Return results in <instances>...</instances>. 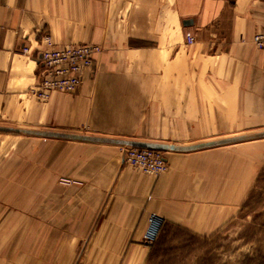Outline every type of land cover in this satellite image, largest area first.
Instances as JSON below:
<instances>
[{
	"label": "crops",
	"instance_id": "0c3cea01",
	"mask_svg": "<svg viewBox=\"0 0 264 264\" xmlns=\"http://www.w3.org/2000/svg\"><path fill=\"white\" fill-rule=\"evenodd\" d=\"M259 31L264 0H0V133L43 139L41 217L34 150L1 159L4 176L24 177L25 189L11 180L0 201V264H196L200 254L202 264H257V251L232 241L227 227L264 166ZM43 34L56 48L103 52L75 91L39 101L31 89ZM124 143L219 144L164 151L166 171L149 176L123 163ZM47 177L71 184L51 190ZM152 216L160 226L149 245Z\"/></svg>",
	"mask_w": 264,
	"mask_h": 264
},
{
	"label": "built area",
	"instance_id": "2783aa9c",
	"mask_svg": "<svg viewBox=\"0 0 264 264\" xmlns=\"http://www.w3.org/2000/svg\"><path fill=\"white\" fill-rule=\"evenodd\" d=\"M35 59L39 67L37 80L31 92L39 101H45L52 93L68 94L75 91L82 83L87 71H95L97 59L103 49L98 45L79 44L63 48L54 47L48 34H43L38 42ZM187 44L193 43V38L186 39ZM252 43L258 50L264 49V31L252 36ZM22 53L29 52L28 47H22ZM124 164L141 171L145 175L159 176L167 169L163 152L134 147H123L121 150ZM160 220L152 216L149 229L145 236L147 244L151 245L157 235Z\"/></svg>",
	"mask_w": 264,
	"mask_h": 264
},
{
	"label": "rangeland",
	"instance_id": "374dc122",
	"mask_svg": "<svg viewBox=\"0 0 264 264\" xmlns=\"http://www.w3.org/2000/svg\"><path fill=\"white\" fill-rule=\"evenodd\" d=\"M51 42H52V39H51ZM139 44L141 43L139 42L130 43L131 46L139 45ZM76 45H79V44H76ZM36 80H37V76H36L35 82ZM36 131L41 132L42 130L39 129ZM4 136L13 137L19 140L17 141L16 145L15 144L10 145L9 140H0V175H1L0 176V189H2L0 191L1 192L0 201L1 203L4 204L6 202V198L9 197V194L4 193V192L8 191V187L11 183V180L14 182L16 181L17 189L19 192L24 191L25 189L24 177H18L17 179L16 178L11 179L9 178L8 175L4 176V173L8 171L7 169H9V167H8V163L4 162L1 159H3V157L6 156V154H9L10 151H13L15 149H17L18 154L21 155V154H24L25 149L27 147L31 148L34 150V176H33V179H31V183L34 187L33 195H32V202L35 205L34 217L35 218L41 217V209H36V207L41 204V200H42L41 189L43 185V177L41 173V162L38 161L39 159L37 157L40 155L43 139L27 137L22 134V130L20 131L18 130L17 134L0 133V137H4ZM25 141H28V142L26 143ZM21 164H24V163H21L20 161H18V167H17L18 170L21 169ZM22 170H24V167ZM44 180L46 184L49 185L51 190L55 186H59V184L64 185V186L71 184V180H68V179H54L53 177H50V178L47 177ZM14 182H12V185H14ZM24 200L25 199L23 195L19 194L18 201L24 202ZM56 200H57L56 196L55 197L51 196V201H56ZM2 228L8 229L10 227H2ZM11 228H15V227H11ZM18 228H24V227H18ZM228 230H231V234H229L230 235L229 237L232 241L238 240V245L240 244L243 246L247 245L248 248H251L257 251V264H264V166L259 173V177L255 184V189L253 190L252 194L249 196V198L243 205L241 213H239L236 219L227 227V231ZM194 242L195 244L198 245L197 254L201 253V246H204V253H205V242L201 240H197V239ZM230 247L232 249L235 246L233 244ZM200 255L195 260L196 264H202V258Z\"/></svg>",
	"mask_w": 264,
	"mask_h": 264
},
{
	"label": "water",
	"instance_id": "95a60500",
	"mask_svg": "<svg viewBox=\"0 0 264 264\" xmlns=\"http://www.w3.org/2000/svg\"><path fill=\"white\" fill-rule=\"evenodd\" d=\"M183 25L187 26V25H189V22L184 21ZM0 131H6V130L0 129ZM24 133L31 134V135H37V136L39 135V136H47V137H59V135L50 134V133H38V132H26V131ZM63 137L69 138V139L90 141V142H108V143L112 142V141L105 140V139H98V138H91V137H77V136H68V135L63 136ZM217 144H219V143H210V144L201 145V146L181 148V147L168 146V145H154V144H143V143H124V145L127 147L153 149V150H157L160 152H164V151H189V150H194V149H198V148H202V147L214 146Z\"/></svg>",
	"mask_w": 264,
	"mask_h": 264
}]
</instances>
